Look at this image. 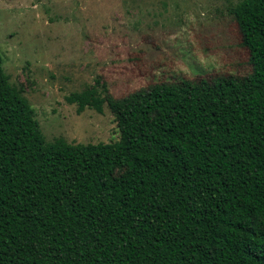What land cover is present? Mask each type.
Masks as SVG:
<instances>
[{"label":"trees","instance_id":"obj_1","mask_svg":"<svg viewBox=\"0 0 264 264\" xmlns=\"http://www.w3.org/2000/svg\"><path fill=\"white\" fill-rule=\"evenodd\" d=\"M230 12L250 73L67 95L109 142H48L0 49V264H264V0Z\"/></svg>","mask_w":264,"mask_h":264},{"label":"rangeland","instance_id":"obj_2","mask_svg":"<svg viewBox=\"0 0 264 264\" xmlns=\"http://www.w3.org/2000/svg\"><path fill=\"white\" fill-rule=\"evenodd\" d=\"M242 0H0V49L11 84L48 142L120 138L114 114L66 97L107 83L115 97L170 80L251 72L230 12Z\"/></svg>","mask_w":264,"mask_h":264}]
</instances>
